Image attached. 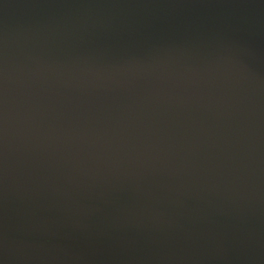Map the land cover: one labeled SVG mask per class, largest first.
Masks as SVG:
<instances>
[{"label": "water", "instance_id": "water-1", "mask_svg": "<svg viewBox=\"0 0 264 264\" xmlns=\"http://www.w3.org/2000/svg\"><path fill=\"white\" fill-rule=\"evenodd\" d=\"M0 264H264V0H0Z\"/></svg>", "mask_w": 264, "mask_h": 264}]
</instances>
